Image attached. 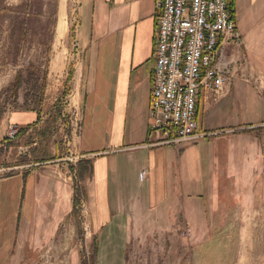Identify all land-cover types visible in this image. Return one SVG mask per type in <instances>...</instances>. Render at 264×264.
Listing matches in <instances>:
<instances>
[{
	"label": "crops",
	"instance_id": "1",
	"mask_svg": "<svg viewBox=\"0 0 264 264\" xmlns=\"http://www.w3.org/2000/svg\"><path fill=\"white\" fill-rule=\"evenodd\" d=\"M230 9L244 39L247 77L236 76L217 97L202 92V137L152 146L155 0L82 1L74 66L78 162L63 180L50 168L0 178V264H40L42 244L81 206L101 247L122 216L172 214L176 200L189 223L198 214L219 213L226 200L233 211L264 209V0H230ZM9 118L32 125L39 115Z\"/></svg>",
	"mask_w": 264,
	"mask_h": 264
},
{
	"label": "rangeland",
	"instance_id": "2",
	"mask_svg": "<svg viewBox=\"0 0 264 264\" xmlns=\"http://www.w3.org/2000/svg\"><path fill=\"white\" fill-rule=\"evenodd\" d=\"M1 1L0 178L50 168L63 180L78 162L80 94L74 66L80 62L77 26L83 0ZM23 3L29 21L21 30L12 16ZM28 69L34 77L28 78ZM26 111L42 119L12 123L10 116ZM12 128L28 129L10 139ZM229 205L226 200L219 213L198 214L190 223L177 200L172 214L122 216L106 247L81 206L66 214L42 244L40 264H264V209L233 211Z\"/></svg>",
	"mask_w": 264,
	"mask_h": 264
},
{
	"label": "built area",
	"instance_id": "3",
	"mask_svg": "<svg viewBox=\"0 0 264 264\" xmlns=\"http://www.w3.org/2000/svg\"><path fill=\"white\" fill-rule=\"evenodd\" d=\"M157 32L151 94L152 146L195 142L202 92H227L247 77L244 39L230 0H155ZM12 128L8 137L14 139ZM147 170L140 173L144 180Z\"/></svg>",
	"mask_w": 264,
	"mask_h": 264
},
{
	"label": "trees",
	"instance_id": "4",
	"mask_svg": "<svg viewBox=\"0 0 264 264\" xmlns=\"http://www.w3.org/2000/svg\"><path fill=\"white\" fill-rule=\"evenodd\" d=\"M3 5V1H1L0 2V6H2ZM26 6H27V4H26ZM24 7H25V3H23V4H21V5H18L15 9H14V11L13 12H15L16 13V16H12V20H14V22L16 23V26H18V29H23L24 27H25V25H27L28 24V21H29V18L27 17V14H28V12L24 9ZM6 9H8L9 10V8H7L6 7ZM26 11V12H25ZM26 72H27V76H28V78H29V76L30 77H34V73L31 71V70H26ZM23 75H20L19 77H18V80H19V82H22L23 80V77H22ZM42 118H41V116H39V119H38V121H40ZM26 129H28V128H21L19 131H18V135L20 134V133H23V132H25V130ZM45 159V158H44Z\"/></svg>",
	"mask_w": 264,
	"mask_h": 264
},
{
	"label": "bare ground",
	"instance_id": "5",
	"mask_svg": "<svg viewBox=\"0 0 264 264\" xmlns=\"http://www.w3.org/2000/svg\"><path fill=\"white\" fill-rule=\"evenodd\" d=\"M64 25L63 24H61V27H63Z\"/></svg>",
	"mask_w": 264,
	"mask_h": 264
}]
</instances>
